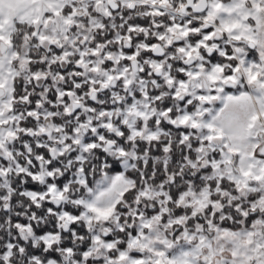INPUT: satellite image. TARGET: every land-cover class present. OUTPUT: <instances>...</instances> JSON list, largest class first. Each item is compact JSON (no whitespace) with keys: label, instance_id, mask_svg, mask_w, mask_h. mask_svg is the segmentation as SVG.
<instances>
[{"label":"snow or ice","instance_id":"6c2138e0","mask_svg":"<svg viewBox=\"0 0 264 264\" xmlns=\"http://www.w3.org/2000/svg\"><path fill=\"white\" fill-rule=\"evenodd\" d=\"M0 264H264V0H0Z\"/></svg>","mask_w":264,"mask_h":264}]
</instances>
